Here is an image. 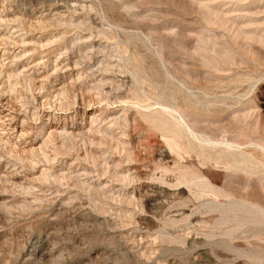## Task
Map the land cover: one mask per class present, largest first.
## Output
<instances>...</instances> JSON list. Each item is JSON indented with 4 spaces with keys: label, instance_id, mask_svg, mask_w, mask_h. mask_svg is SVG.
I'll return each mask as SVG.
<instances>
[{
    "label": "rangeland",
    "instance_id": "374dc122",
    "mask_svg": "<svg viewBox=\"0 0 264 264\" xmlns=\"http://www.w3.org/2000/svg\"><path fill=\"white\" fill-rule=\"evenodd\" d=\"M0 264H264V0H0Z\"/></svg>",
    "mask_w": 264,
    "mask_h": 264
}]
</instances>
